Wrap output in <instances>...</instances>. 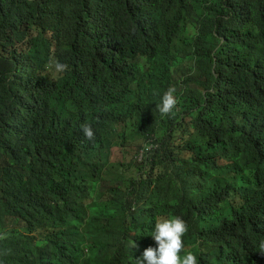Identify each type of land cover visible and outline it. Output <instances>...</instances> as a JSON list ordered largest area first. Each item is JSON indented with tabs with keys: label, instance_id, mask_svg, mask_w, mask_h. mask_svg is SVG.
Returning a JSON list of instances; mask_svg holds the SVG:
<instances>
[{
	"label": "clouds",
	"instance_id": "obj_1",
	"mask_svg": "<svg viewBox=\"0 0 264 264\" xmlns=\"http://www.w3.org/2000/svg\"><path fill=\"white\" fill-rule=\"evenodd\" d=\"M29 1L34 19L11 38L8 50L19 55L20 63L30 67L31 77L39 82L21 88L25 79H20L18 67L1 78L0 85L10 93L20 91L30 113L22 124L0 126V158L13 164L31 158L41 137L40 117L34 115L45 112L55 126L75 129L76 151L80 152L70 161V169L58 170L48 189L36 197L29 219L51 233L100 227L110 245L103 256H113L118 264H203L216 242L208 240L201 229L199 214L206 212L205 204L197 209L193 202H198L207 186L231 188L238 183L230 172L210 178L200 171L205 164L222 163L229 157L216 146L224 122L217 124L223 102L234 92L250 116L264 120V99L250 109L249 96L264 83L263 59H257L262 65L256 76L245 79L227 54L241 46L234 26L246 23L251 0H233L239 18L232 13L219 16L209 31L210 44L200 40L186 45L170 72L146 81L135 99H114L115 94H110L99 106L83 90L96 76L99 59L79 55L60 39L66 23L87 25L86 6L82 0ZM196 9L182 0L166 19L178 13L196 35L202 30L196 25ZM139 64L127 60L120 76L132 90ZM241 124L247 131L249 124L256 125L245 118ZM255 141L263 151L264 164V131L256 134ZM115 149L124 160L114 159ZM87 150L97 159L87 157ZM133 153L135 158L127 162ZM262 178L261 190L245 182L233 190L232 204L239 212L253 205L257 209L248 210L246 222L237 223L253 238L251 242L241 239L238 256L249 251L251 261L230 264H264V207L260 208L264 205V166ZM184 195L187 201L181 202ZM1 239L0 264H13ZM258 252L263 259L257 258ZM83 253L75 264H94L102 257L89 249Z\"/></svg>",
	"mask_w": 264,
	"mask_h": 264
},
{
	"label": "trees",
	"instance_id": "obj_2",
	"mask_svg": "<svg viewBox=\"0 0 264 264\" xmlns=\"http://www.w3.org/2000/svg\"><path fill=\"white\" fill-rule=\"evenodd\" d=\"M181 1L82 0L87 10V25L66 23L60 30V39L62 45L71 47L79 55H96L99 59L96 76L83 89L90 94L96 106L110 94H115L114 99H135L138 88L146 81L170 72L186 45L200 40L210 44L209 31L219 16L232 13L239 18L233 8V0H185L197 8L196 25L202 30L195 35L193 27L178 13L173 19H166V15ZM207 1H212L213 5H207ZM251 3L246 23L239 22L234 26L242 40L241 46L227 52L245 79L255 77L258 66L264 64V0H251ZM33 19L29 0H0V81L18 67L20 79H25L21 88L31 82H39L31 77L30 67L20 63L19 55L8 50L11 38ZM258 58L263 59L260 65L257 64ZM127 60L131 63L140 61L133 90L120 77ZM249 96L250 109L257 107L264 99V83L250 91ZM223 106L224 111L217 124L224 122L216 146L229 157L222 163L205 164L200 171L210 178L230 172L238 183L231 188L224 184L207 186L197 197L198 202H193L197 209L205 204L206 212L199 214L201 229L208 240L216 242L211 245V255L203 264L251 261L249 251H241L242 258L238 256L241 239L251 242L253 238L242 232L237 223L246 222L248 210L254 209L255 205L239 212L232 204L233 190L241 182L261 190L259 184L263 179V151L255 136L264 131V120L260 122L259 115L250 116L244 101L234 98V92L228 94ZM29 113L19 90L14 89L10 93L0 85L1 127L6 128L11 122L22 124ZM37 116L40 117L37 125L41 137L31 158L24 164L4 162L0 158V224L8 225L11 221L19 228L11 239H1L10 250L13 264H50L57 261L75 264L85 249L102 256L94 264H118L113 256H103L104 252L110 251V245L100 227L93 226L85 232L51 233L36 227L29 219L36 197L48 189L58 170H69L70 161L80 154L76 151L79 142L75 129L55 126L49 112L44 115L36 113L34 117ZM244 118L256 123L249 124V131L241 124ZM85 154L97 159L89 150ZM186 199L184 195L181 202ZM262 207L264 205H260ZM258 212L260 210L256 214ZM70 238L77 240L70 241ZM257 258L263 259L259 252Z\"/></svg>",
	"mask_w": 264,
	"mask_h": 264
},
{
	"label": "rangeland",
	"instance_id": "obj_3",
	"mask_svg": "<svg viewBox=\"0 0 264 264\" xmlns=\"http://www.w3.org/2000/svg\"><path fill=\"white\" fill-rule=\"evenodd\" d=\"M111 3V2H109ZM114 159H122V156L119 152L118 149H115L114 150ZM136 156V154H130L127 156V162H130L132 159H134ZM0 163H2V160L0 159ZM15 222L17 223L18 222V218H16ZM19 229L18 226L16 224H13L11 221L8 222V225H5V224H0V238H4V239H11L14 234H15V231ZM70 241H75L77 239H73V238H70L69 239Z\"/></svg>",
	"mask_w": 264,
	"mask_h": 264
}]
</instances>
